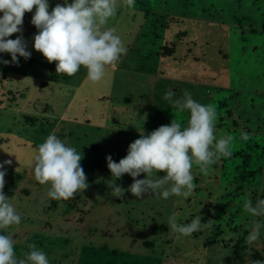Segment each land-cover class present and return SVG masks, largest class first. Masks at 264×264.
Returning <instances> with one entry per match:
<instances>
[{"label":"rangeland","instance_id":"obj_1","mask_svg":"<svg viewBox=\"0 0 264 264\" xmlns=\"http://www.w3.org/2000/svg\"><path fill=\"white\" fill-rule=\"evenodd\" d=\"M64 2L48 0L49 12ZM116 2V15L105 27L117 30L127 53L106 67L97 83L87 79L83 66L67 82L49 81L56 62L33 47L35 8L22 24L30 59L19 57L13 64L10 54L0 53V60L10 62L0 63V163L12 161L5 165L3 192L21 215L20 225L8 230L16 255L35 243L49 262L93 264L88 246L103 245L125 255L127 264L162 254L164 264H197L204 255L212 263L221 258L219 264H248L250 253L264 251V229L259 241L249 244L254 250L235 248L254 221L264 219L242 207L245 199L254 204L264 199V0H135L131 8L125 0ZM167 44H175L176 52L160 59ZM45 82L48 87L41 85ZM168 90L174 99L188 90L197 103L215 109L214 134L235 138L232 155L206 173L193 164L197 187L188 198L136 199L127 191L123 200L112 196L108 183L115 177L107 155L118 163L141 132L147 135L173 119L187 125L189 111L172 108L164 99ZM241 132L249 134L247 141ZM51 133L82 154L89 184L66 202L47 198V185L34 179L33 156ZM115 183L127 189L133 179L123 174ZM97 194L103 200H96ZM53 202L56 212L48 210ZM173 214L179 224L199 215L212 228L177 239L167 223Z\"/></svg>","mask_w":264,"mask_h":264},{"label":"clouds","instance_id":"obj_2","mask_svg":"<svg viewBox=\"0 0 264 264\" xmlns=\"http://www.w3.org/2000/svg\"><path fill=\"white\" fill-rule=\"evenodd\" d=\"M135 0H125V5L134 7ZM116 0H73L57 4L49 12L48 0H0V53L11 55V63L18 64L19 57L30 59L28 43L22 35L23 18L26 12H35L31 23L38 30L34 35L33 47L42 53L49 63L56 62V73L75 75L83 66L87 70V79L97 83L103 79L106 67L114 66L127 48L114 27H105L108 20L116 15ZM21 33L15 39L13 34ZM0 63L9 64L8 60ZM174 92L168 90L164 99L178 112L189 111L187 125L173 119L170 125H162L151 133L131 142L126 157L117 163L111 155L106 156L107 166L115 181L123 174L132 177L133 183L125 189L115 181L109 182L111 195L121 200L125 192L136 199L145 194L168 199L170 196L188 198L197 187L193 183V164L206 173L208 166L218 162L221 157L232 155L231 145L234 137L230 134L219 139L215 136L216 112L211 105L197 103L188 90L183 96L174 99ZM241 139L247 141L249 134L241 132ZM82 154L75 147L66 145L55 133L49 134L38 146L33 156L34 179L40 185H47L46 196L50 200L67 201L84 192L89 187L86 174L81 167ZM11 160L0 163V264H50L44 251L35 243L27 245L28 251L21 257L16 255V240L9 232L12 226H19L21 215L4 192L5 165ZM164 172L163 177L154 173ZM145 178L137 179L141 174ZM96 200H103L99 194ZM243 210L256 218H264V199H245ZM211 221V220H210ZM169 230L180 236L188 237L203 228H212V224L203 225L201 216L190 223L179 224L175 214L168 219ZM264 219L254 221L251 231L245 237L248 244L259 241ZM234 235V234H229ZM248 264H264L253 260Z\"/></svg>","mask_w":264,"mask_h":264},{"label":"trees","instance_id":"obj_3","mask_svg":"<svg viewBox=\"0 0 264 264\" xmlns=\"http://www.w3.org/2000/svg\"><path fill=\"white\" fill-rule=\"evenodd\" d=\"M175 46H176L175 44H173L171 47L169 46V44L164 45L162 47L163 50H161V52L158 53V55L162 56V57H160V59L164 58L165 56H174V54L176 52L175 51ZM131 50H133V49H131ZM55 68H56V64H55L54 67H51V69H50L49 81L51 80V81H54L56 83L58 81L67 82L68 80H71L69 78V76L66 75V74H59L58 75L56 73V71H55ZM41 85L45 86V87H48L49 83L45 82V83H42ZM221 120L223 121V118H221ZM246 164H247V162H246ZM56 202H53L52 206L48 210L54 211V212L58 211V204ZM64 202H66V201H64ZM58 203L60 204L61 202H58ZM66 222L69 223L70 221L66 220ZM246 235H248V232H246ZM94 237H95V234H93L92 238H94ZM67 242L68 241L66 240L64 243H67ZM240 245H242V246L240 247ZM93 246L94 247L88 246L89 247V249H88L89 253L94 256L93 259H92V261H94L93 264H127V260L123 259V257L125 255H123L121 252H118L116 250H110V249H108L107 247H105L103 245H93ZM235 248L236 249L237 248L238 249L242 248L243 250H246V252L249 251V249L254 250V249H252L249 246V244L246 242V239H244V238H242L239 241V243L235 246ZM251 252H253V251H251ZM262 252H264V251H262ZM262 252L256 251V252L250 253L249 259H246L245 262L253 261V260L264 261V256H263ZM53 253H54L53 249H51V250H49V252H47V254H50L51 256L53 255ZM86 258H89V257H86ZM86 258L84 257V259H86ZM205 258H206V255H204L203 259H198L196 261V263L197 264H219V262L222 260L220 258V259H218V260H216L215 262L212 263V262L209 261V257H207L206 259ZM52 260L53 261H51L50 264H62V263H59L56 259H52ZM92 261H91V263H92ZM130 263H132V261H130ZM72 264H75V263H72ZM80 264H83L82 260H80ZM136 264H164V255L162 254L160 257L145 256L142 259H138V262H136Z\"/></svg>","mask_w":264,"mask_h":264},{"label":"crops","instance_id":"obj_4","mask_svg":"<svg viewBox=\"0 0 264 264\" xmlns=\"http://www.w3.org/2000/svg\"><path fill=\"white\" fill-rule=\"evenodd\" d=\"M51 69V68H50ZM48 79H49V77H48ZM51 81V80H50ZM59 82H61V81H58V82H56V83H59ZM51 83H55L54 81H51Z\"/></svg>","mask_w":264,"mask_h":264}]
</instances>
